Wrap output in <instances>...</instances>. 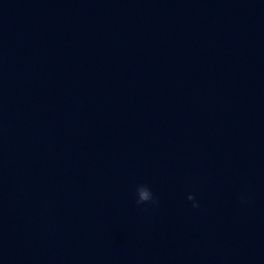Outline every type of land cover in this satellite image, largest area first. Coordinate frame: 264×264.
Segmentation results:
<instances>
[{
  "label": "clouds",
  "instance_id": "1",
  "mask_svg": "<svg viewBox=\"0 0 264 264\" xmlns=\"http://www.w3.org/2000/svg\"><path fill=\"white\" fill-rule=\"evenodd\" d=\"M150 199V195L148 192H141L140 194V200L136 201V203L139 205V204H142L141 202L142 201H147ZM151 201L153 203H155L156 201L152 198ZM198 205H193V207H197Z\"/></svg>",
  "mask_w": 264,
  "mask_h": 264
}]
</instances>
